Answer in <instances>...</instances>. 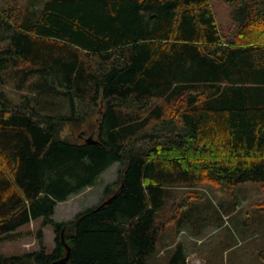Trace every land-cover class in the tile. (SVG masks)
<instances>
[{
    "label": "trees",
    "instance_id": "1",
    "mask_svg": "<svg viewBox=\"0 0 264 264\" xmlns=\"http://www.w3.org/2000/svg\"><path fill=\"white\" fill-rule=\"evenodd\" d=\"M227 1L231 37L209 0H31L0 9V242L38 218L56 233L50 253L39 229L38 249L0 253V264H50L65 243L66 264H188L180 243L164 263L148 260L167 223H179L158 219L165 188L264 186V0ZM12 69L21 83L39 78L31 83L37 106L8 97L1 73ZM47 90L63 96L65 111H52ZM86 96L96 107L95 142L62 134L79 123ZM114 163L106 197L74 219L52 218L58 202Z\"/></svg>",
    "mask_w": 264,
    "mask_h": 264
},
{
    "label": "rangeland",
    "instance_id": "2",
    "mask_svg": "<svg viewBox=\"0 0 264 264\" xmlns=\"http://www.w3.org/2000/svg\"><path fill=\"white\" fill-rule=\"evenodd\" d=\"M31 0H0V9L8 8L12 2L26 6ZM212 6L220 32L231 37L234 25L230 18L232 4L227 0H209ZM27 2V3H26ZM26 3V4H25ZM25 4V5H24ZM38 6V4H35ZM43 5V3H42ZM41 5V6H42ZM4 79V90L16 104H21L26 95L33 101L36 89L32 86L39 81L36 75H28L24 82L18 77L21 71L16 69L1 73ZM32 83V84H31ZM45 101L50 102L52 111H65L66 103L60 94L46 91ZM88 95V94H87ZM88 96L77 102L78 115L81 117L73 127L65 126L62 134L75 137L81 134L89 136L94 131L93 121L97 119L95 108L87 102ZM161 103L159 99H151L150 105ZM37 106V105H36ZM41 110V109H40ZM128 111L127 109H122ZM145 114L142 113V115ZM178 122V121H177ZM145 130H151V124ZM82 132V133H81ZM81 133V134H79ZM144 142L139 141L138 145ZM120 169L119 163H114L101 173L95 185L86 187L77 194H72L67 200L60 201L55 206L52 216L57 221H68L83 211L86 206L99 203L104 197L107 184L116 182ZM116 186H113V190ZM213 183L203 181L192 185H175L165 190L172 197L167 200L159 211L158 219L167 220L172 215H178V207L191 204L186 217L182 219L181 240L176 238L179 223H167L160 232L155 245V251L148 260L164 263L174 244H165L173 229L174 241L183 242L188 264H262L261 249L264 248V186L261 182H244L237 185L233 192H228ZM42 219L38 218L21 226L11 240L0 242V253L5 256L22 254L39 248L37 231L41 229L45 250L50 253L55 246V235L51 225L41 227ZM165 222V221H164ZM167 232V234H163ZM169 234V235H168ZM198 237V238H195ZM186 245V246H185Z\"/></svg>",
    "mask_w": 264,
    "mask_h": 264
},
{
    "label": "crops",
    "instance_id": "3",
    "mask_svg": "<svg viewBox=\"0 0 264 264\" xmlns=\"http://www.w3.org/2000/svg\"><path fill=\"white\" fill-rule=\"evenodd\" d=\"M172 196L168 193V192H166V201L167 200H170V198H171ZM57 205V204H56ZM190 206H191V204H187V205H184V206H181V207H178V215H177V220L179 221V227H178V229H177V233H176V238L177 239H180L181 240V236L180 235H182L181 233H184V229L182 228V226H180L181 224H182V222H180V221H182V219L183 218H185L186 217V215H187V209H189L190 208ZM87 207H90V206H86L85 208H87ZM84 208V209H85ZM186 219H187V217H186ZM174 231H173V229H172V231L170 232V237L168 238V241L166 242V246L168 247L169 246V244H171V243H175L174 245H176L177 243H180V244H182L183 245V247H184V243L181 241V242H178V241H174V237L175 236H173V233ZM163 234H167V232H164ZM169 235V234H168ZM195 238H198V237H195ZM186 246V245H185ZM185 248V247H184ZM185 253H186V251H185ZM188 254L189 253H186V255L188 256Z\"/></svg>",
    "mask_w": 264,
    "mask_h": 264
},
{
    "label": "water",
    "instance_id": "4",
    "mask_svg": "<svg viewBox=\"0 0 264 264\" xmlns=\"http://www.w3.org/2000/svg\"><path fill=\"white\" fill-rule=\"evenodd\" d=\"M85 142H95V140L93 139V136L90 135L87 138H85ZM110 199H111V197L108 198L107 200H105L104 203H107ZM61 238H62V240L64 242L63 236ZM65 246H66V249H67V252H66L65 256H63L62 258H60L58 260L52 261L50 264H66L68 262V260L70 258V247L68 245H66V243H65Z\"/></svg>",
    "mask_w": 264,
    "mask_h": 264
}]
</instances>
